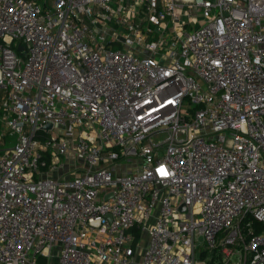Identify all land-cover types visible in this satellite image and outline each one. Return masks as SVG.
<instances>
[{
	"label": "built area",
	"instance_id": "obj_1",
	"mask_svg": "<svg viewBox=\"0 0 264 264\" xmlns=\"http://www.w3.org/2000/svg\"><path fill=\"white\" fill-rule=\"evenodd\" d=\"M0 264H264V0H0Z\"/></svg>",
	"mask_w": 264,
	"mask_h": 264
},
{
	"label": "rangeland",
	"instance_id": "obj_2",
	"mask_svg": "<svg viewBox=\"0 0 264 264\" xmlns=\"http://www.w3.org/2000/svg\"><path fill=\"white\" fill-rule=\"evenodd\" d=\"M131 162H133L132 161V159H130V161H126V163L128 164V165H130L131 164ZM132 165V164H131ZM128 167V166H127ZM127 167H125V168H127ZM127 170H123V172H126Z\"/></svg>",
	"mask_w": 264,
	"mask_h": 264
},
{
	"label": "water",
	"instance_id": "obj_3",
	"mask_svg": "<svg viewBox=\"0 0 264 264\" xmlns=\"http://www.w3.org/2000/svg\"><path fill=\"white\" fill-rule=\"evenodd\" d=\"M20 48H22V47H20ZM51 126H52V125H51L50 123H48V124H46L45 127H46V128H50ZM110 196H111V195H108L107 198L110 197ZM109 217H110V216H109Z\"/></svg>",
	"mask_w": 264,
	"mask_h": 264
}]
</instances>
